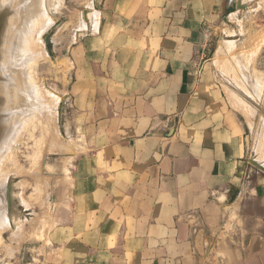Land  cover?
Masks as SVG:
<instances>
[{
  "label": "crops",
  "instance_id": "0c3cea01",
  "mask_svg": "<svg viewBox=\"0 0 264 264\" xmlns=\"http://www.w3.org/2000/svg\"><path fill=\"white\" fill-rule=\"evenodd\" d=\"M232 3L86 6L66 111L78 153L42 264H264V178L205 59Z\"/></svg>",
  "mask_w": 264,
  "mask_h": 264
},
{
  "label": "rangeland",
  "instance_id": "374dc122",
  "mask_svg": "<svg viewBox=\"0 0 264 264\" xmlns=\"http://www.w3.org/2000/svg\"><path fill=\"white\" fill-rule=\"evenodd\" d=\"M48 1L49 23L48 18L43 17L38 18L39 22L37 19L34 26L36 31H33V41L37 40L40 44L34 45L35 51L42 52L37 53L38 62L30 74L37 91L41 90L38 92L41 103L37 101L34 102L35 105H44L45 102L44 106L52 114L47 113L54 118L47 113L44 116H38L36 113L34 117V114L29 115L33 107L31 110L27 107L25 84L19 86L17 98L11 101L8 97L7 102L12 107H3L0 102V116L4 118L2 123L6 121V126L9 127L6 128L5 123L0 124L1 130L7 131V135L0 131L1 137L3 134L0 144L4 145L2 142L5 141L6 149L12 145L11 149H8L9 154L0 162V183L6 181V187L0 184V195L4 196L2 200L5 199L3 204L2 196L0 197V220L2 215L6 220V224L0 226L3 227L0 229V264H42L46 248L49 246V232L56 223L54 216L62 207L57 203L60 198L57 192L59 187L65 184L66 157L78 153V134L67 132L66 111L72 107L70 53L78 41L77 38L87 29L88 22L95 19L96 11L91 5L88 9L86 7L91 0ZM3 2L0 4V10L4 9L3 27L0 32L3 42L0 77L6 85H14L10 83L13 77L10 79L6 76L7 45L11 31L17 28L20 22L26 25L35 16L32 11L35 2ZM234 2L214 24V32L208 39L205 59L210 64L211 77L215 79L222 96L244 127L248 171L253 176L264 178V169L256 165L260 161L264 165V0ZM7 8L10 9L9 14ZM3 45H6V49ZM15 108L17 114L11 118L10 114ZM14 118L16 122L23 119L25 121L18 123V136L16 135L15 142L10 144L8 141L12 136L11 130H14L11 119ZM44 120L47 121L46 124ZM8 121H11V125ZM4 139H8L9 144ZM53 163L63 166L61 172H55L49 166Z\"/></svg>",
  "mask_w": 264,
  "mask_h": 264
},
{
  "label": "bare ground",
  "instance_id": "6f19581e",
  "mask_svg": "<svg viewBox=\"0 0 264 264\" xmlns=\"http://www.w3.org/2000/svg\"><path fill=\"white\" fill-rule=\"evenodd\" d=\"M3 2V0H0V4ZM34 2H35V7L32 9V11H34L35 12V16L33 17V19L32 20H30L26 25H24L23 24V22H20L19 23V26H17V28H14L12 31H11V34H10V39H9V43H8V45H7V53H6V60H5V62H6V70H7V74H6V76L7 77H9L10 79L12 78V82H10L11 84L13 83L14 85H6L3 81L4 80H2L1 79V77H0V102H2L3 103V107L4 106H10L9 104H8V102H7V99H8V97L11 99V101L12 100H14V98H17V91L19 90V86H21L22 84L27 88H25V93L28 95V103H27V107L31 110V108H32V110L30 111V110H28V111H30L29 112V115H33V117L35 116V113H36V115H38V116H44V115H46V113L47 112H49L48 111V109L46 108V106H44L45 105V102H44V105L43 104H41L40 105V103H41V101H40V96H39V94H38V92H41V90L39 89L38 91H37V89H36V84L34 85V82L35 81H32L33 79L31 78V74H30V72H31V70L34 68V66L36 65L35 63H37L38 61H37V53L39 52V50H38V52H36L35 51V46L36 45H39L40 46V44H38V41L36 40H34L35 41V43H34V41H33V31L35 30V22H36V20L38 19V18H43V17H47L48 18V14H49V10H48V0H34ZM4 3V2H3ZM33 3V2H32ZM3 5V4H2ZM3 8V7H2ZM3 10L4 9H1L0 10V14L2 13L3 14ZM31 11V12H32ZM49 18L47 19V21H48V23H49ZM38 22H39V19H38ZM2 23H3V19H2V17H0V32H1V28L3 27V25H2ZM36 31V30H35ZM2 37H1V35H0V60L2 59L1 58V47H2ZM37 43V44H36ZM35 45V46H34ZM34 46V47H33ZM225 46V44L223 45V47ZM38 47V46H37ZM3 48L4 49H6V45H3ZM38 49V48H37ZM36 49V50H37ZM41 49V48H40ZM43 49V48H42ZM221 49V48H220ZM224 49V48H223ZM225 50V49H224ZM42 52V51H41ZM41 52H39V53H41ZM222 52V51H221ZM225 52V51H224ZM43 54H45V53H43ZM46 56V55H45ZM45 56H43V58L45 57ZM40 57V56H39ZM42 57V56H41ZM40 57V58H41ZM39 58V59H40ZM42 58V59H43ZM38 59V60H39ZM217 63V62H216ZM36 67V66H35ZM0 74H1V67H0ZM14 75V76H13ZM24 77H25V79H24ZM25 81V82H24ZM12 86V87H11ZM22 88V87H21ZM38 88V87H37ZM42 94V93H41ZM40 94V95H41ZM42 96V95H41ZM25 97H27V96H25ZM19 98V97H18ZM23 99V98H22ZM26 100V99H25ZM26 100V101H27ZM40 102L39 103V105H37V103H36V105H35V103L34 102ZM43 101V100H42ZM16 103V102H15ZM43 103V102H42ZM46 104H47V102H46ZM15 106V105H14ZM10 107H12V106H10ZM16 110H12V112H11V118L12 117H14L16 114H17V108H15ZM23 113V112H22ZM49 113H51V112H49ZM49 113H47V114H49ZM52 114V113H51ZM51 114H49V115H51ZM19 115V114H18ZM25 115V114H24ZM27 115V114H26ZM55 115H56V113H55ZM38 116H36V117H38ZM26 117H28V116H26ZM31 117V116H30ZM32 117V118H33ZM48 117V116H47ZM47 117H45L44 119H46ZM51 117H52V115H51ZM29 118V117H28ZM49 118H50V116H49ZM52 118H54V117H52ZM10 119V118H9ZM42 120H43V118H41ZM24 121H25V119H23ZM23 120H17V122H16V120H15V118L14 119H11V121H13V127H14V130H13V128H12V136H11V139L7 136V138H9L10 139V141H8L10 144H13V142H15V137H17L18 135V133H17V131H18V127L20 126V124H21V122L23 121ZM47 120V119H46ZM49 120V119H48ZM51 120V119H50ZM2 121H4V118H1V116H0V124L2 123ZM11 121H8V123L10 122V125H11ZM23 121V122H24ZM37 121V120H36ZM39 121H40V118H39ZM39 121H37L38 123H40ZM45 121V120H44ZM52 121V120H51ZM6 122V121H5ZM4 122V123H5ZM20 122V124L18 125V123ZM22 122V123H23ZM46 122L47 121H45V124H46ZM4 123H2V125L4 124ZM8 123H7V125H8ZM32 124H33V121L31 122ZM35 123V122H34ZM49 124H50V121L48 122ZM45 124H44V126H45ZM27 125V124H26ZM5 126H6V123H5ZM43 126V125H42ZM50 127V126H49ZM6 128H9V127H7L6 126ZM5 128V129H6ZM2 129H4L3 127H2ZM4 129V130H5ZM45 130V129H44ZM0 131L1 132H4L5 134L7 133V131H2L1 130V127H0ZM0 132V133H1ZM4 134V135H5ZM1 135V134H0ZM7 135V134H6ZM17 135V136H16ZM2 137H3V134H2ZM1 136H0V138H1V140L3 139ZM1 140H0V142H1ZM4 140H6V139H4ZM8 140V139H7ZM7 140H6V142H7ZM5 141H3L2 143L4 144V145H2V144H0V145H2V146H0L1 148L2 147H5L6 145H5V143H4ZM7 142V144H9ZM12 146V145H11ZM11 146H10V148H7L6 149V147L5 148H3L1 151H0V162L1 161H3L4 159L3 158H5V156H7V154H9L8 153V149L10 150L11 149ZM4 180V179H3ZM6 182V181H5ZM5 182H1L0 184H2L1 186H4L5 185V187H6V183ZM4 183V184H3ZM2 190V189H1ZM1 190H0V192H1ZM5 190V189H4ZM1 194V193H0ZM2 195H0V197H1ZM2 198H4V196H2L1 197V200H2ZM3 200H5V199H3ZM1 201L2 203L4 202V201ZM5 203H6V201H5ZM4 204V203H3ZM1 205V204H0ZM2 206V205H1ZM0 206V207H1ZM4 208H6V206H4ZM4 208H2V210H4ZM10 208V207H9ZM1 211V210H0ZM4 211H2V213H3ZM1 213V214H2ZM4 215H5V212H4ZM0 217H1V215H0ZM5 217V216H4ZM7 219V218H6ZM6 220L5 219H3V215H2V219L0 220V226H2V225H5L6 223ZM6 227V226H5ZM4 227V228H5ZM3 228V227H2ZM2 228H0V229H2ZM7 229V228H6Z\"/></svg>",
  "mask_w": 264,
  "mask_h": 264
},
{
  "label": "water",
  "instance_id": "95a60500",
  "mask_svg": "<svg viewBox=\"0 0 264 264\" xmlns=\"http://www.w3.org/2000/svg\"><path fill=\"white\" fill-rule=\"evenodd\" d=\"M8 5H9V2H8ZM239 7H242V6H239ZM8 8H9V6H8ZM8 8H7V11H8V14H9V13H10V9H8ZM242 8H243V7H242ZM13 12H14V11H13ZM84 13H86V11H85ZM8 14H7V15H8ZM7 15H6V17H8ZM9 16H10V15H9ZM0 17H2V13L0 14ZM259 161H260V160H259ZM251 162H252V161H251ZM253 162H254V161H253ZM255 163H256V162H255ZM256 165H257L259 168L264 169V165H262V162H261V161H260V162H257Z\"/></svg>",
  "mask_w": 264,
  "mask_h": 264
}]
</instances>
